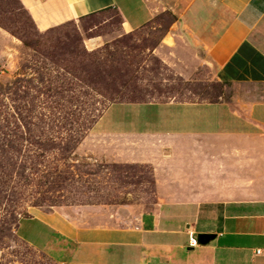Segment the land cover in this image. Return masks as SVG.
Returning <instances> with one entry per match:
<instances>
[{
    "label": "crops",
    "instance_id": "0c3cea01",
    "mask_svg": "<svg viewBox=\"0 0 264 264\" xmlns=\"http://www.w3.org/2000/svg\"><path fill=\"white\" fill-rule=\"evenodd\" d=\"M19 1L41 32L105 11L120 15L123 33L167 16L160 52L176 71L209 68L236 92L110 105L95 125L97 154L149 167L156 208L133 227L38 210L19 220L18 237L67 264H264V0ZM199 234L217 237L191 247Z\"/></svg>",
    "mask_w": 264,
    "mask_h": 264
},
{
    "label": "rangeland",
    "instance_id": "374dc122",
    "mask_svg": "<svg viewBox=\"0 0 264 264\" xmlns=\"http://www.w3.org/2000/svg\"><path fill=\"white\" fill-rule=\"evenodd\" d=\"M170 22L123 33L111 12L41 32L19 0H0V117L10 125L0 134V264H67L18 237L19 220L38 210L66 211L79 226L133 227L156 208L149 167L99 157L97 121L128 96L215 102L236 92L209 68L176 71L160 52ZM114 81L122 96L111 100Z\"/></svg>",
    "mask_w": 264,
    "mask_h": 264
},
{
    "label": "trees",
    "instance_id": "16d2710c",
    "mask_svg": "<svg viewBox=\"0 0 264 264\" xmlns=\"http://www.w3.org/2000/svg\"><path fill=\"white\" fill-rule=\"evenodd\" d=\"M106 13H108V12H106L105 11V13H103V14H101V16H104V15H106ZM115 14L119 17V19H120V24H121V22H122V19H121V17H120V15L117 13V12H115ZM100 16V15H99ZM93 17H97V16H95V15H93V16H90L89 18H93ZM86 19H88V18H86ZM83 20H85V19H83ZM67 24V23H66ZM149 27V26H148ZM56 28V27H55ZM52 29H54V28H52ZM52 29H50V30H52ZM50 30H48V31H50ZM48 31H46V32H48ZM134 33V32H133ZM90 72L88 71L87 72V75L89 74ZM101 74V73H100ZM86 78V77H85ZM94 80H92L91 81V83H99V80L97 79V77L96 78H93ZM106 79V78H105ZM104 79V80H105ZM82 81V80H81ZM90 81V80H89ZM109 82H111V81H108L107 82V85L109 84ZM126 84L128 85V83L126 82ZM91 87L93 88V89H95V87H96V89L99 91L100 90V88H101V86H99V87H97L96 85H91ZM108 87H111V85H108ZM118 87H117V85H116V81H114V88H105V90H108V95H109V97H110V99L111 100H115V99H117V98H119L120 97V95L122 96V94H121V92L119 93L118 92V89H117ZM59 87L58 86H54V88L52 89L53 90V97H62V95H61V92L59 91ZM124 97V96H123ZM128 98L130 99V101H116V102H113L112 104H115V103H148V102H152V101H144V100H141V101H135L134 100V98H135V96H128ZM216 102V101H215ZM56 103V102H55ZM111 104V105H112ZM13 124V130H15L16 129V122H13L12 123ZM5 129H7V130H9L10 129V125H9V122H7V121H4L3 119H1V117H0V134H3V130H5ZM3 135H5V134H3ZM1 137H2V135H1ZM0 137V138H1ZM1 142V141H0ZM4 142H5V140H3V144H4ZM81 142V141H80ZM0 147H1V143H0ZM12 150L13 151H15L16 149L15 148H12Z\"/></svg>",
    "mask_w": 264,
    "mask_h": 264
},
{
    "label": "water",
    "instance_id": "95a60500",
    "mask_svg": "<svg viewBox=\"0 0 264 264\" xmlns=\"http://www.w3.org/2000/svg\"><path fill=\"white\" fill-rule=\"evenodd\" d=\"M215 234H199L198 235V242L200 245H207L212 240L216 239Z\"/></svg>",
    "mask_w": 264,
    "mask_h": 264
},
{
    "label": "built area",
    "instance_id": "2783aa9c",
    "mask_svg": "<svg viewBox=\"0 0 264 264\" xmlns=\"http://www.w3.org/2000/svg\"><path fill=\"white\" fill-rule=\"evenodd\" d=\"M189 243L191 247H196L197 245H199L198 239L195 236L191 237ZM258 253H260V251H258Z\"/></svg>",
    "mask_w": 264,
    "mask_h": 264
}]
</instances>
